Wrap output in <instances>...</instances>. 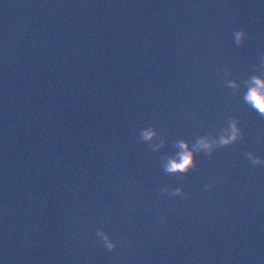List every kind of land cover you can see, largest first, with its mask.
Listing matches in <instances>:
<instances>
[{
    "label": "water",
    "instance_id": "water-1",
    "mask_svg": "<svg viewBox=\"0 0 264 264\" xmlns=\"http://www.w3.org/2000/svg\"><path fill=\"white\" fill-rule=\"evenodd\" d=\"M253 75L264 0H0V264H264Z\"/></svg>",
    "mask_w": 264,
    "mask_h": 264
},
{
    "label": "clouds",
    "instance_id": "clouds-1",
    "mask_svg": "<svg viewBox=\"0 0 264 264\" xmlns=\"http://www.w3.org/2000/svg\"><path fill=\"white\" fill-rule=\"evenodd\" d=\"M246 35V30L244 28H239L233 32L235 42L240 45L244 41ZM236 82H230L231 86H235ZM249 87L244 95V100L249 104L256 112L261 116H264V76L253 75L248 81ZM154 132L152 129H146L142 133V138L144 140L152 139ZM241 135V129L238 120H232L230 124V134L221 136L219 139V145H228L235 142ZM177 146L180 151L172 157L167 159L165 164V171L168 173L175 172H186L190 168L194 167V155L195 150H205L209 155L216 146L214 142L210 141L207 137H201L196 145V149H190L187 141L181 140L177 142ZM252 158L254 164H264V158L256 156L253 152L247 154ZM181 189H175L174 194H178ZM97 235L102 237V243L105 245L106 249L111 251L117 247L118 241H113L111 234L104 231L98 230Z\"/></svg>",
    "mask_w": 264,
    "mask_h": 264
}]
</instances>
